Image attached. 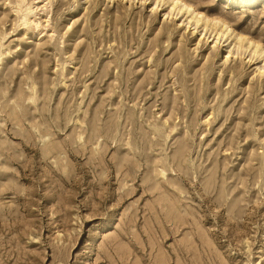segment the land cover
<instances>
[{"label": "rangeland", "instance_id": "374dc122", "mask_svg": "<svg viewBox=\"0 0 264 264\" xmlns=\"http://www.w3.org/2000/svg\"><path fill=\"white\" fill-rule=\"evenodd\" d=\"M185 1L0 0V264H264V0Z\"/></svg>", "mask_w": 264, "mask_h": 264}, {"label": "bare ground", "instance_id": "6f19581e", "mask_svg": "<svg viewBox=\"0 0 264 264\" xmlns=\"http://www.w3.org/2000/svg\"><path fill=\"white\" fill-rule=\"evenodd\" d=\"M25 1L26 0H20L19 4L21 5V3H24ZM161 2H165V4H168L173 9H176L177 10L176 14L182 13V12L184 14H186L189 23H193L195 26L194 27L195 29L198 28V25L200 23L205 28L207 26H212V28H214L216 30L218 27V29H217L218 40H220V39L228 40L232 35V33H230V31H231L230 27L231 26L229 24H227L225 22V20H223L222 18H218V17H216V18L215 17H209L205 14L203 15L202 12H200L198 9L194 8L190 3L186 2L185 0H156L154 6L159 7V4ZM49 3L47 5H49ZM23 10H21V6H20V11H23ZM24 11L26 13L22 16H23L24 25H26L29 23L27 20V17L33 12V9L31 6L28 5V7ZM33 23H35L34 20H33ZM35 25H37V22ZM228 33H230V34L228 35ZM227 35H228V37H227ZM233 40L236 41V43L234 45L235 47H237L235 52L239 53L242 50L250 49V53L253 57H258V58L263 57V61H264V46H262L261 42H259V41L251 42L250 41L251 39H249L243 35H236Z\"/></svg>", "mask_w": 264, "mask_h": 264}]
</instances>
